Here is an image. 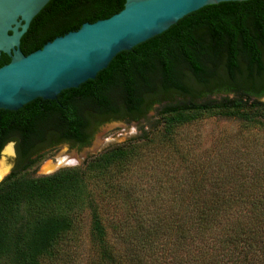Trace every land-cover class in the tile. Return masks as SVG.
<instances>
[{
	"label": "trees",
	"instance_id": "trees-1",
	"mask_svg": "<svg viewBox=\"0 0 264 264\" xmlns=\"http://www.w3.org/2000/svg\"><path fill=\"white\" fill-rule=\"evenodd\" d=\"M126 0H51L33 19L27 56L85 23L108 19ZM0 64V68H1ZM264 0L208 5L166 32L119 53L97 77L57 100L0 110V157L16 143L19 164L0 183V264H45L73 242L86 214L109 264H264V144L200 158L181 154L179 130L204 117L264 128ZM157 111L166 160L184 165L150 204L126 184L142 146L111 147L81 167L31 177L58 144L88 146L110 122H140ZM225 141V140H224ZM249 147V146H248ZM44 151V152H43ZM35 156V158L33 157ZM130 166V167H129ZM120 170V252L109 241L94 183L115 190ZM178 174V175H177ZM70 243V244H69Z\"/></svg>",
	"mask_w": 264,
	"mask_h": 264
},
{
	"label": "water",
	"instance_id": "water-1",
	"mask_svg": "<svg viewBox=\"0 0 264 264\" xmlns=\"http://www.w3.org/2000/svg\"><path fill=\"white\" fill-rule=\"evenodd\" d=\"M50 1L0 0V52L12 58L0 68V110L18 111L37 99L57 100L63 91L95 79L119 53L166 32L203 7L251 0H126L118 14L85 23L26 56L21 39ZM8 145L15 154L14 143Z\"/></svg>",
	"mask_w": 264,
	"mask_h": 264
},
{
	"label": "rangeland",
	"instance_id": "rangeland-1",
	"mask_svg": "<svg viewBox=\"0 0 264 264\" xmlns=\"http://www.w3.org/2000/svg\"><path fill=\"white\" fill-rule=\"evenodd\" d=\"M161 119L154 110L146 119L140 122H110L103 125L95 134L91 144L87 147H70L62 145L53 151H48L46 159L29 171L31 177H41L54 174L65 168L81 167L89 159L101 154L103 151L124 143L134 142L140 144L146 137L153 141L161 130ZM225 140V141H224ZM148 146H142L141 155L131 162L129 178L123 186L133 187L132 199H146L151 204L158 194L163 193L162 200L167 199L170 187L173 185L171 175L175 171L183 172L184 165L174 166L166 158L172 154L169 146L161 148L158 140ZM178 141L181 145L188 142L196 143L191 149L181 148V154H191L195 157H213L217 153H224L226 147H220V142H230L231 146L241 149V152L252 154L251 146L257 143L264 144V128L243 123L238 118L204 117L179 130ZM0 157V164L5 162L16 169L15 154L6 156L5 151L12 145H6ZM249 146V147H248ZM14 147V146H13ZM227 150V149H226ZM5 154V155H4ZM73 156L75 163L57 166L59 158ZM178 175V174H177ZM106 181H98L97 202L107 206L105 220L109 241L120 252V170L113 182L115 190L107 188ZM91 217L86 214L82 222L81 232L72 237L73 242L67 245L58 255L48 259L45 264H109L104 261L100 247L92 239Z\"/></svg>",
	"mask_w": 264,
	"mask_h": 264
},
{
	"label": "bare ground",
	"instance_id": "bare-ground-1",
	"mask_svg": "<svg viewBox=\"0 0 264 264\" xmlns=\"http://www.w3.org/2000/svg\"><path fill=\"white\" fill-rule=\"evenodd\" d=\"M5 154L8 156H11L13 154V149L10 146L9 148L6 149ZM75 163V158L73 156H66L64 158H59L58 164L60 167L65 165V164H72ZM11 168L7 166L5 162H2L0 164V182L10 173Z\"/></svg>",
	"mask_w": 264,
	"mask_h": 264
},
{
	"label": "flooded vegetation",
	"instance_id": "flooded-vegetation-1",
	"mask_svg": "<svg viewBox=\"0 0 264 264\" xmlns=\"http://www.w3.org/2000/svg\"><path fill=\"white\" fill-rule=\"evenodd\" d=\"M33 22V21H32ZM31 25H32V23H31ZM31 25H30V27H29V29H28V31L30 30V28H31ZM28 33V32H27ZM26 33V34H27ZM10 34H12L11 32H10ZM25 34V35H26ZM25 35L22 37V39H21V45H22V42H23V38L25 37ZM21 45H20V48H21ZM21 51H22V49H21ZM23 52V51H22ZM11 60H12V58L10 57V55L9 54H7V53H4V52H0V64H2L1 65V67H3V66H5V65H7V64H9L10 62H11ZM263 97V96H262ZM261 97V98H262ZM261 98H259V101H261ZM261 102H263V101H261ZM118 122H120V121H118ZM105 125V124H104ZM95 136V135H94ZM94 138V137H93ZM93 140V139H92ZM92 142V141H91ZM14 143V148H15V162H16V164L18 165L19 164V157H18V153H17V149H16V143L15 142H13ZM91 144V143H90ZM89 144V145H90ZM62 145H69L70 147H71V144H69V143H63V144H58V146H56L54 149H57L58 147H60V146H62ZM88 145V146H89ZM76 147H80L79 145H77ZM84 147H87V146H83V147H80V148H84ZM50 149H47V150H45V151H49ZM44 152V151H43ZM2 153V152H1ZM34 158H35V156H33ZM15 170V169H14ZM13 170V171H14Z\"/></svg>",
	"mask_w": 264,
	"mask_h": 264
}]
</instances>
